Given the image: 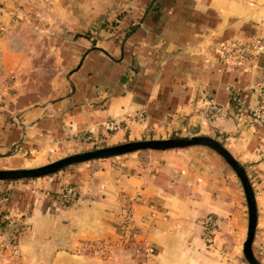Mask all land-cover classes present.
Returning <instances> with one entry per match:
<instances>
[{
  "label": "crops",
  "instance_id": "0c3cea01",
  "mask_svg": "<svg viewBox=\"0 0 264 264\" xmlns=\"http://www.w3.org/2000/svg\"><path fill=\"white\" fill-rule=\"evenodd\" d=\"M26 23L52 45L56 95L0 116V170L82 152L88 145L77 136H100L111 119L126 121L107 138L114 145L210 136L246 168L258 208L253 250L264 264V125L237 116L232 102L240 95L249 109L264 104V56L228 67L214 50V43L264 33V0H0V37ZM209 99L225 109L212 122L204 116ZM137 111H145L143 123L131 118ZM68 187L78 200L65 205ZM208 216L217 222L211 242L203 225ZM0 219L16 227L0 231V264H65L72 260H60L62 252L78 255L120 233L149 246L154 264H246L242 185L221 156L200 146L136 152L0 184ZM15 231L21 233L12 243Z\"/></svg>",
  "mask_w": 264,
  "mask_h": 264
},
{
  "label": "rangeland",
  "instance_id": "374dc122",
  "mask_svg": "<svg viewBox=\"0 0 264 264\" xmlns=\"http://www.w3.org/2000/svg\"><path fill=\"white\" fill-rule=\"evenodd\" d=\"M19 28L14 29L12 34L0 37V49L4 53L0 54V116L3 117L4 115L17 116L28 108L53 100L56 95L58 74L52 45L40 36V31L35 25L26 23ZM257 36H264V33L260 32L253 38ZM245 64L238 68L250 66ZM106 140L97 145L87 144L88 147L84 151L114 145L107 143ZM7 221L8 219H0V231L8 226L16 228ZM4 223L6 226L2 227L1 224ZM20 233V231L12 232L10 242L16 243ZM63 256L72 260L71 262L65 260V264H154L153 252L149 246L137 244L135 238L126 233H120L118 238L111 242L84 247L78 255L62 252L59 259ZM82 256L86 260H83ZM243 261L247 264L244 257Z\"/></svg>",
  "mask_w": 264,
  "mask_h": 264
},
{
  "label": "water",
  "instance_id": "95a60500",
  "mask_svg": "<svg viewBox=\"0 0 264 264\" xmlns=\"http://www.w3.org/2000/svg\"><path fill=\"white\" fill-rule=\"evenodd\" d=\"M194 146L205 147L217 153L224 159L225 163L239 179L244 191L248 209V228L246 238L242 246L243 257L247 264H262L255 256L253 250V243L258 225V208L255 191L246 168L220 141L210 136L193 135L167 139L135 140L112 146L95 148L68 155L39 167L0 170V181L19 182L35 180L50 177L70 167L95 160L115 158L136 152L177 150Z\"/></svg>",
  "mask_w": 264,
  "mask_h": 264
},
{
  "label": "built area",
  "instance_id": "2783aa9c",
  "mask_svg": "<svg viewBox=\"0 0 264 264\" xmlns=\"http://www.w3.org/2000/svg\"><path fill=\"white\" fill-rule=\"evenodd\" d=\"M214 50L218 59L227 66L242 67L246 65L245 63L252 65L259 56L264 55V36H257L248 42L238 40L232 42H217L214 43ZM233 101L235 104L234 111L237 116L248 114L255 122L264 125V104L260 107L249 109L240 95H235ZM224 114L225 109L223 106L216 103L213 99L207 101L204 116L208 121L212 122ZM131 118L137 123H143L146 119L145 111H137ZM125 122L123 119H111L105 123L102 135L95 136L93 133H86L84 135H78L77 140L81 143L97 145L109 136L121 131ZM54 153V149L49 150V154ZM77 200L78 194L74 188L68 187L62 192V201L64 203L72 204ZM203 225L205 228V239L211 242L217 230V222L213 217L208 216L204 219Z\"/></svg>",
  "mask_w": 264,
  "mask_h": 264
},
{
  "label": "trees",
  "instance_id": "16d2710c",
  "mask_svg": "<svg viewBox=\"0 0 264 264\" xmlns=\"http://www.w3.org/2000/svg\"><path fill=\"white\" fill-rule=\"evenodd\" d=\"M233 102V108H234V106H235V104H234V101H232ZM171 138H175L174 136H172ZM3 182L4 181H0V184H3ZM9 182H6V183H4V184H8ZM65 205H69L68 203H64ZM2 225V227H5L6 226V223H4V224H1Z\"/></svg>",
  "mask_w": 264,
  "mask_h": 264
}]
</instances>
